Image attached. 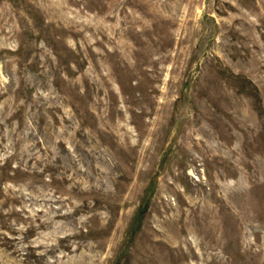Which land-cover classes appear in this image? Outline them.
<instances>
[{"label":"rangeland","instance_id":"1","mask_svg":"<svg viewBox=\"0 0 264 264\" xmlns=\"http://www.w3.org/2000/svg\"><path fill=\"white\" fill-rule=\"evenodd\" d=\"M0 264H264V0H0Z\"/></svg>","mask_w":264,"mask_h":264}]
</instances>
